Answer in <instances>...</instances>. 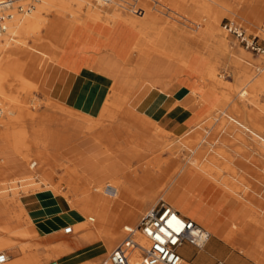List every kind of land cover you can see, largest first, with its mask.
I'll use <instances>...</instances> for the list:
<instances>
[{"label": "rangeland", "instance_id": "374dc122", "mask_svg": "<svg viewBox=\"0 0 264 264\" xmlns=\"http://www.w3.org/2000/svg\"><path fill=\"white\" fill-rule=\"evenodd\" d=\"M4 1L5 0H3V2ZM119 1L129 8H137V13L140 12V7H145L146 5L145 1L143 0ZM172 1L177 3L178 1L181 2L180 8L174 7L172 5ZM218 1L219 2L217 3L213 2L212 0H147L149 4L154 5L159 9V11L157 10L156 12L162 18L161 23L173 24L176 26V28H178V30L184 31L186 33H196L193 27H195L197 30H201L203 28V25H200V27L195 25L194 22L198 23V20H195L193 15L200 17L201 19L204 17L206 21H208V26H210L211 23L216 24L218 22L217 24L219 25L220 31L219 37L225 38L228 43L227 49H220L217 60L218 78L223 82L224 85H219L218 87L213 86V83L208 80L202 81L200 79L201 77L199 76L193 77V82L196 93L199 94L202 91L213 89L214 93L216 94V99L213 103L218 101L223 103L227 98H229L227 99L228 103L226 104L230 105L237 95V91L234 88L237 83L235 74L239 70H243L245 73H261V68L264 66V56L260 53L250 51L239 44V42L233 36L229 35L223 30L222 24L229 20L241 23L246 28H248L249 31L258 32L261 37L259 42L264 44V0H239L236 1L233 6L231 4L225 6L221 0ZM245 1H253L258 3V11L248 8ZM83 2L86 4H83L82 10H80L78 0H18L17 5H26V9L29 5H31L32 7H30L31 9L29 11L32 13L35 11L38 12L39 10L42 11L41 18L37 21L36 26L33 29H29L27 25H24L22 29L15 25L13 31H11V28H9V30L0 35V44L6 46L4 50H0V62H3V59H5L7 55H11V57H13L12 64L10 63L6 65L7 74H11V76L4 87V93H0V101L1 104L6 105L7 108L14 109L16 112L15 115L18 116L10 125L8 139V144H10V147L1 152L5 159L4 162L1 163H3L5 166H9L11 163L16 161V158L19 159L21 157L23 160H25V165L27 167L25 176L28 175L19 179L14 178L21 177L23 175L20 174L15 177L12 175H6L2 177V181H0V200L14 197V191H18L17 199L19 204L22 203L24 198H30L40 194H47L49 193V190L45 181L56 185L55 188L58 190L56 192L57 196L66 199V194L70 193L73 195V183H70V181L73 179L77 180L82 178V182L79 185L80 189L86 186L88 181L85 180L81 174H79L78 170L74 166L70 165L73 163V161L70 160L72 159V152L68 149V146L71 144H84L86 146H90L96 143L101 147L107 146L113 150L125 161L130 170L136 169L142 163H147L150 161L154 163V168L157 170L156 174H153L151 178L143 181L144 183H136L137 188L134 191V195L139 197L143 193H147L150 198L147 199L142 211L139 212L138 216H132L130 221L126 222L127 225H136L144 213L149 208L155 206L161 199L165 200L171 205V203L164 197L163 192H158V190L161 184L166 186L172 180L177 165H181L176 170L177 174L180 172L182 167L188 166L195 168L197 171L203 173L212 180H214L212 176H210L208 172L205 173V170H202L199 166H203L202 168L205 169H207L206 167L209 165H211L212 168L215 166L213 169H216L215 171L218 172L216 176L220 181L226 180L231 184L239 183L241 186L239 193H243L244 195L250 193L251 198H249V200L255 206L254 210H256L253 212L254 215H258L257 217L260 219L262 217L264 218V152L259 147V145L253 141L254 136H250L249 134L244 135L248 142L250 141L252 143V146L254 144L253 142H255V147H246V145L244 146L243 142L238 139L239 136L237 135H239L238 133H240V131L235 129L230 123L219 124V121H217L214 123L211 129H209L207 126L199 127L200 124L204 125L203 122L207 121L213 116L220 118V120L223 117L226 118L227 115L223 113L224 111L238 119H241V117H239L237 114L232 113L228 108L220 106L219 104H216L208 114L206 110L199 111L201 112L199 117L201 120L191 127V129L187 131L188 133L186 132L182 135H174L173 133L165 130L167 132L166 134H159L156 138L157 142L152 143L153 145L156 144L153 149L149 147V142L145 140V138H149L148 135H151V132L142 130L145 127L141 125L140 120L132 119L130 122L123 120L121 113L118 114V118L114 121L103 120L100 118L102 109L99 115L95 117L85 113L83 115L78 113L76 116L77 131H82L83 136L77 138L75 136L71 137L69 135L68 129H70L71 124L74 123V119L72 117H68L66 110L57 106L56 103L62 105L64 104L53 98V95H51V92L49 91L50 89L45 87V80L50 73L48 72L50 64H52L54 61L57 62L59 50L63 48V46L60 44V41L56 40V38H60L64 34L65 26L63 24V20H66L67 22L75 21V24L77 23L76 25H82L86 21L88 22V20H86L87 12H85L89 6L88 2L103 6L102 0H86ZM137 2L139 4H137ZM65 3L69 4L66 6ZM205 3H209V6L207 11L204 13L200 10V8L201 5H206ZM64 7L66 11H64ZM184 8L185 10H183ZM120 9V12L123 16H127V13H129L130 16H135V14L137 15V13H133L124 7H120ZM15 10H17V7ZM76 10L80 11H78L77 15L75 14L74 17H71L72 11L74 12ZM29 11L27 10L18 14L21 20L25 18L24 16H28ZM101 11L102 19L98 21V23L100 25L110 27L111 25L106 21L104 15L110 16L111 12L115 11L114 8H111L110 6H103ZM168 14L169 16H167ZM45 21H50L55 24L49 35H47V30L44 27ZM115 25H117V27L110 41V47L117 56V59H124L126 54H129L127 60L129 73L127 77L112 78L108 73L97 69L98 73L102 75L105 80H107V96H110L113 93L111 89L115 79L117 81L123 82L124 84L132 74V79H134L137 74L142 75L146 66L158 59V55L147 58L144 61V65L140 67V69L137 68L138 51L136 46L142 38L141 33L134 27L121 21ZM203 40L205 42V52L208 50V48H214L216 46V41L214 40ZM159 58L169 62L164 57ZM34 62L37 69L39 66V73H31L27 70L28 66ZM205 70L206 66L204 65V67L198 72L200 76L203 75ZM180 72L181 68H177V70H175V72L171 75L172 80L168 79L167 83H171L170 85L176 83ZM184 77L185 75L182 76V78ZM24 80L26 88L27 85L29 86V84L30 87H28V89H18V84ZM228 80H231V82H228ZM128 85H130V83L126 85L123 91L117 94H124L125 91H127V87H129ZM230 85L231 87L229 88ZM194 88L191 87V92L195 99L192 109L196 114L199 109L200 98L193 92ZM134 92L135 91L132 93ZM117 94H115V96ZM111 98L115 99L114 96H111ZM131 99L128 98V101L126 102L127 107L128 104L131 106ZM240 103L242 105L247 104L248 109L263 110L264 88L261 94L256 91L248 92L246 97H244ZM69 108L70 110H76L71 107ZM33 113L37 114L39 117L43 116L54 119V121L47 124H36L33 127L30 120H26L24 118L26 114ZM98 122L102 123L99 125ZM122 123H124L125 127H131L130 129L132 133L139 132L138 136L136 137H138L140 141L143 139V145L137 146V148L144 153V155L136 156L140 158V161L132 157V149H123L124 147L118 148L116 144L108 143L107 140L102 143L98 140L100 137L107 139L108 135L106 136L105 133L108 130H112L114 125H120ZM90 126L92 127L90 130L92 131L89 130L90 132L86 133L85 130L87 131ZM135 127L139 128L140 131H136ZM0 128L2 129L3 126H0ZM36 129L40 131V134L38 135L39 137L37 136V139L34 140L31 138V136L27 138L30 144L35 143L34 151L31 152V157L29 159H25L22 157V155L26 151L22 148L15 147V145L19 144L21 139L24 137L22 134L23 130L34 131ZM207 130H210V132ZM94 137L96 139H94ZM199 137L201 139L203 138V140L200 142L198 139ZM125 140L126 139H124V141ZM195 141L199 142V145L196 147H194L192 144ZM0 142L3 141L0 140ZM123 143L127 148L132 146V144H128L127 142ZM216 149L217 151H215ZM218 149H225V153L231 154L232 161L229 164L234 168V170L224 167L226 164L225 162L228 164V160L222 156L224 153L223 150L221 152ZM218 152H221L222 155ZM214 154H216V156ZM212 155L217 158L213 160V162L216 160L218 161H216L215 164L212 162V160H208V158L211 159L213 157ZM37 156L40 157V161L36 167L30 170L29 165H31L34 161H37ZM238 163L240 164L239 166ZM243 165H245L244 168L242 167ZM141 173L142 172L139 171L140 175ZM31 176L35 178L34 180L37 183H40L39 186L32 188H25L22 186L21 180ZM242 177H244L245 181L240 182L239 180ZM157 179L160 181L156 182ZM111 184L114 186L116 185L114 182H111ZM245 184H248L249 188L245 187ZM104 187L105 185L101 187V191L92 192L101 193L105 196L106 194L104 193ZM153 190L155 192H153ZM80 193L81 191L76 193L73 198L78 196ZM239 193L237 195H239ZM107 196L112 197L110 195ZM114 197L115 196H113V198ZM73 198H71V200ZM128 199L129 198L126 196L116 199L118 202L117 205H120L121 207L123 205V209L130 208L132 203ZM71 200H67L70 206ZM130 209H134V207H131ZM14 212L20 213L23 216V219H26L25 214L28 215L25 207L20 205L14 206ZM82 219H85V217H82ZM85 221L89 220L85 219ZM10 223H12L10 222V218L7 217L4 219L0 217V237L4 238L10 243L13 242L16 245L14 247H7V249H1L0 251H6L12 260H22L26 255L39 252L38 254L41 257V260L38 264H105L106 261H108V256L112 249L124 238V227L126 226H124L125 223H121V235L117 240L113 241L111 244H108L107 242L103 241V239L99 240L98 238H96V241L93 242L82 241V232L76 230H74V233L72 234H66L63 230V227L74 224L71 222L64 223L62 225L63 227L59 228L58 230L51 231V233L48 234H41L37 230L35 232H30L25 236H22L19 233H21V231L24 229L31 228L29 220H25L19 225H16L12 231L5 230V228H7ZM243 237L246 238V240H243L242 246L245 251L240 250L239 248V243L242 242ZM65 241H69L72 247L60 257H55L52 259L53 256H51L48 251H44L46 246H57L59 243ZM236 242V246H233L232 244H228V246L243 253L244 255L252 256L255 260H258V257L264 256V226L258 223H252L251 226H249L245 236L237 234ZM22 245L27 246L28 249L20 251L18 247ZM248 248L252 249V252L249 253V251H246Z\"/></svg>", "mask_w": 264, "mask_h": 264}, {"label": "crops", "instance_id": "0c3cea01", "mask_svg": "<svg viewBox=\"0 0 264 264\" xmlns=\"http://www.w3.org/2000/svg\"><path fill=\"white\" fill-rule=\"evenodd\" d=\"M116 27L117 25H114L106 29L99 23L77 26L65 46L59 50L57 62L50 64L48 71L50 73L46 78L47 81L45 80V87L50 89L55 100L87 115L93 117L99 115L108 94V85L107 80L98 73V70L108 73L112 78L127 77L129 73L127 63L129 54H126L124 59H117L110 47ZM177 68H181L177 82L170 85L171 83H167L168 79L172 80L171 75ZM183 75H185L184 78H182ZM139 76L147 84L132 97L130 103L139 113L153 119L161 126L156 123L154 130L142 129L151 132L152 136L148 135L149 138L145 140L149 142V147L152 149L156 146L152 143L157 142L156 138L159 134H166V131L174 135L186 133L201 120L199 111L206 110L208 114L219 102L213 103L216 99L213 89L202 91L198 94L199 109L195 114L192 109L195 99L191 87L195 86L193 77H200V74L176 62H166L158 57L148 64L143 74ZM114 83L123 84L116 79ZM130 128L122 123L114 125L113 131L119 142L132 144L123 149H132V157L140 161V158L136 156L144 155V153L137 146L143 145V139L140 141L136 137L139 132L132 133ZM136 131L140 129L136 128ZM68 132L71 137L83 136L82 131L68 129ZM123 138L126 140L124 141ZM9 147L0 142V181L6 175L14 177L23 175L14 179L28 176H25L27 167L25 160L21 157L16 158V161L9 166L1 163L5 160L1 152ZM68 149L72 152L70 160L73 163L70 165L74 166L85 180L94 185L111 184L113 180L122 177L124 185L122 197L129 198L131 207H138L142 211L150 196L143 193L136 197L134 191L137 188V182L144 183L143 181L156 174L157 170L153 162L142 163L138 168L130 170L125 161L107 146L101 147L96 143L90 146L71 144ZM180 166L177 165L172 180L166 186L160 185L158 192H163L164 197L176 210L202 224L212 235L202 249L184 244L180 248L183 261L188 264H264V256L255 260L252 256L244 255L228 246V244L236 246L237 234L245 236L252 223L264 226V218L260 219L253 213L256 210L249 200L250 193L247 195L231 193L219 182L210 179L193 167H182L177 174L176 170ZM242 167L244 168L245 165ZM29 168L33 169L31 165ZM139 171L142 172L141 175ZM159 181L157 179L156 182ZM81 182L82 178L70 181L73 183L74 194L83 189V187L79 188ZM22 203L41 234L58 230L64 223H76L81 221L82 217L94 216L91 222L93 238L86 240L93 242L96 238L100 240L101 234L114 233L119 220L117 209L120 205L116 204V197L111 198L96 192L73 198L71 206L66 199L59 196L51 197L48 193L24 198ZM229 235H231V241H228ZM243 240L246 238L243 237L239 248L245 251L242 248ZM71 247V243L65 241L57 246H46L44 250L58 251L52 258L54 259L64 255ZM246 251L250 253L252 249L248 248ZM105 264L111 263L106 261Z\"/></svg>", "mask_w": 264, "mask_h": 264}, {"label": "bare ground", "instance_id": "6f19581e", "mask_svg": "<svg viewBox=\"0 0 264 264\" xmlns=\"http://www.w3.org/2000/svg\"><path fill=\"white\" fill-rule=\"evenodd\" d=\"M83 1H86V0H78V5H79L80 10H82L83 4H86ZM138 1H141V0H138ZM143 1H145L146 5H145V7H140L141 9H140L139 13H137V11H136L137 8H135V7L129 8V7L125 6L124 4L120 3L119 0H108L107 2L102 1L103 6H110L111 8H114V10H115L114 12H111L110 16L104 15L106 18V21L111 25L110 27L114 26L119 21H121V22L126 23L127 25L134 27L135 29H137L141 33L142 38L139 42L137 41L138 44L136 46L137 51H138L137 68L140 69V67H142L144 65L145 59L158 55V57H164L168 61L176 62V63H179L183 66L190 67L197 72H199L205 65L206 70L203 73V75L200 76L201 77L200 79L202 81H206V80L210 81L211 83L214 84L213 86L218 87L219 85H224L223 82L218 78L217 60H218V54H219L220 49H224V50L227 49L228 43H227L225 38L219 37L220 31H219V25L217 24L218 22L216 24L213 23L214 25L211 23V25L208 26L207 25L208 21H206V19L204 17H203V19H201L200 17H196L195 15H193V17H195V20H198L197 21L198 23L194 22L195 25H197V27H200V25L201 26L203 25V28L201 30H197L195 27H193L194 30L196 31V33H186L184 31L178 30V28H176V26L173 24L161 23L162 18L156 12L157 10L159 11V9L156 6L149 4L147 2V0H143ZM166 1H168V0H166ZM212 1L217 2V3L219 2L218 0H212ZM221 1L225 6L230 5V4L233 6V4L239 0H231V1L221 0ZM245 2L247 3L246 6L248 8L253 9L255 11H258L257 10L258 9V7H257L258 3L253 2V1H245ZM5 3H7L6 0L4 2H3V0H0V6L4 5ZM88 3H89L88 9H87V11H85V12H87L86 20H88V22L86 21L85 23L82 24V26L86 23L97 24L98 21H100L102 19L101 18V15H102L101 9L103 8V6L92 4L90 2H88ZM127 3H129V2H127ZM68 4L65 3L66 6ZM137 4H139V3L137 2ZM137 4H136V6H137ZM205 4L206 5H201V8H200V10L204 13L207 11L208 6H209L208 5L209 3H205ZM172 5L176 8H180L181 2L178 1V3H177V2L172 1ZM210 5L213 6L212 4H210ZM120 7H124L133 13H137V15L135 14V16H130L129 13H127L126 14L127 16H123L120 12V10H121ZM185 8L183 10H185ZM63 9H65V7ZM80 10H78V11H80ZM19 11L20 10H15V8L11 11L10 14L12 15V17L7 22V30H9V28H11V31H13L15 25L21 29L24 27V25H27L29 27V29H33L36 26L37 21L41 18V14H42V11H40V10L38 12L35 11L34 13L29 11L28 16H24L25 18L23 20H21V18L18 15V14H20ZM64 11H66V9ZM78 11L77 10L74 12L72 11L71 17H74L75 14L77 15ZM171 11H173V10H171ZM167 16H169V14ZM192 19H194V18H192ZM63 24L65 26L64 34L62 37L56 38V40L60 41V44L64 47L65 44L67 43L68 39L73 35L75 30L77 29L78 25H76L77 23L75 24V21H68L67 22L66 20H63ZM54 26H55L54 23H52L50 21H48V22L45 21L44 27L47 30V35H49L51 33V29ZM110 27L105 26L106 29H109ZM203 39H210V40L216 41V44H215L216 46L214 48H208V50L205 52L204 51L205 42ZM5 48H6V46H3L2 44H0V50H4ZM12 60H13V57H11V55H7L5 57V59H3V62H0V93H4V87L7 84L9 77L11 76V74H7L6 65H8L10 63L12 64ZM135 62H136V60H135ZM27 70L31 73H39V66L37 69L35 66V62H34L28 66ZM261 71H262L261 73H245L243 70H239L235 74V79H236L237 83H236V86H234V88L237 91V95L234 98L233 102H231L230 105H227L226 104V103H228L227 99H229V98L226 99V97H227L226 96L225 97L226 100L223 103L222 102L217 103L220 106L228 108L232 113H235L239 117H241V119H238L235 116H232V115H230L224 111L223 113H225L227 115L226 118L223 117L220 120V118L213 116V117L209 118L207 121L203 122L204 125L200 124L199 127L200 126H203V127L207 126L209 129H211L212 126L214 125V123H216L217 121H219V124L230 123L235 129H238L240 131V133H238L239 135H237V136H239L238 139L243 142L244 146L246 145V147L247 146L248 147H253V146L255 147V142H256L257 145H259V147L264 152V114H263L264 108H262L263 110L248 109L247 104L242 105L240 103L243 100V98L246 97V94L248 92H255L256 91L259 94L262 93L263 88H264V66L261 68ZM132 75H131V77L128 78V80L124 84L113 83L112 89H111L113 93H112V95L107 96L105 104H104L102 111L100 113V118L103 120L114 121L115 119L118 118V116H119L118 114L121 113L123 120H127L129 122L132 121V119L133 120L134 119L140 120L141 125L143 127L147 128V129L154 130V128L156 127V122L153 121V119L139 113L134 106H132V105L130 106L128 104L129 102L127 103L128 107L126 105L128 98L131 99L133 96H135V94H137V92L144 85L147 84L140 78V76L138 74H137V76H135L134 79H132L133 78ZM24 82H25V80L23 82L21 81V83L18 84V86H17L18 89L19 88L28 89V87H30V84H29V86L27 85V88H26V86H25L26 84ZM228 82H231V80H228ZM128 83H130V85H128L129 87H127V91H125V93L122 95L117 94V93L123 91ZM230 87H231V85L229 86V88ZM133 91H135V92L132 93ZM194 93L198 95V93H196V91H194ZM115 94H117V95L115 96ZM111 96H114L115 99H112ZM0 104H1V101H0ZM56 104L61 109L66 110L68 117H72L74 119V123L71 124L70 129L73 131H77V125H76L77 124L76 123L77 117L76 116L78 115V113H80L81 115H83L84 113L79 112L78 110H70L69 107L62 105V104H58V103H56ZM15 113L16 112L14 109L7 108L6 105L1 104V107H0V126H3V128L2 129L0 128V140L9 146H10V144H8L9 128H10L11 123L14 121V119H16L18 117L15 115ZM24 118L26 120H30L33 127L36 124L41 125V124L51 123L54 121V119H51V118H46L43 116L39 117L35 113L26 114L24 116ZM100 123H102V122H100ZM100 123H99V125H100ZM90 129H92L91 126L88 128L87 131L85 130V132L89 133L90 131H92ZM94 129H95V127H94ZM207 131L210 132V130H207ZM22 134L24 137L21 139L19 144L15 145V147L22 148L23 150H25L26 152L22 155V157L25 159H29L31 157V152L34 151L35 143L30 144L28 142L27 138L31 136V138L33 140L37 139V136L40 134V131L37 129L34 131L23 130ZM105 134H106V136L108 135L107 139H103V137L98 138V140L101 143L104 142L105 140H107L108 143L116 144V146L118 148L125 147V145L122 142H119L117 140L115 133L113 131V128H112V130H108ZM246 134H249L250 136H254L253 141H255V142H253L254 143L253 146H252V143L250 141L248 142V140L245 138L244 135H246ZM198 139H199V142L201 140H203V138L201 139L200 137ZM187 142H188V140H187ZM187 142H185V143H187ZM199 142L195 141L192 144L194 145V147H196L199 145ZM240 148H241V146H240ZM218 150H220L221 152L223 150V152H224L225 149H222V150L218 149ZM246 150H248V149H246ZM215 151H217V149ZM221 152H218V153L221 154ZM39 153H41V152H39ZM258 153H260V152H258ZM214 155L216 156V154H214ZM222 156H224L226 158V160H228V164H227V162H225L226 164L224 163L225 164L224 167L231 169V170H234V168L229 164L232 161L231 154H227L224 152ZM36 159H37L36 165H38V162L40 161V157L37 156ZM214 159H217V158H215L214 156L211 159L208 158V160H210V161L212 160V162ZM216 161H214L213 163L215 164ZM244 162H245V160H244ZM36 165L33 166V163H32L31 168L36 167ZM239 165L240 164L238 163V166ZM205 166H206V164H205ZM199 167H201L202 170L204 169L205 173L208 172L209 175L212 176V178L214 180H216L217 182L222 184L231 193H234V194L239 193V191L241 189V186L239 185V183L231 184L230 182H228L226 180L220 181L218 179V177L216 176L218 174V172L215 171L216 169L215 170L213 169L215 166H213V168H212V166L209 165L208 166L209 168L206 167L207 169L202 168L203 166H199ZM217 167H218V165H217ZM34 179L35 178L31 176V177H28L24 180H21L22 186H24L25 188H29V187L32 188V187L39 186L40 183H37ZM239 181L240 182L245 181L244 177H242ZM45 182L47 183V188L49 190L48 195L51 197L57 196L56 192L58 190L55 188V186L50 182H47V181H45ZM112 182H114L116 185L114 186L112 184H105L104 193L106 195H109V194H107L106 186L112 185L116 189V194L113 196H115L116 199H118V198L122 197V193L124 192L123 179H122V177H119V178L113 180ZM102 186L103 185H94L93 183L88 181V184L83 187V189L81 190V193L78 196L88 194L92 191H101ZM245 187L249 188L248 184L247 185L245 184ZM17 194H18V191H14V197L7 198L4 200H0V217L4 218V219L7 217L10 218V222H12V223H10V225H8L7 228H5V230H8V231L14 230V227L16 225H19L20 223H22L25 220H29L30 224H31V228L24 229L21 231V233H19L20 235L25 236V235L29 234L30 232L37 231V228L35 227V223L30 218L29 214L28 215L25 214L26 219H23V216L20 213L14 212V206L15 205L24 206L23 203H21V204L18 203ZM74 195H75L74 193H73V195L68 193L65 195V198H66V200L70 201L71 198L74 197ZM78 196H76V197H78ZM113 196L111 198H113ZM19 201H20V199H19ZM117 203L118 202L116 200V204ZM117 212L119 214V220H118L117 227H116L114 233H112L110 235L101 234V236H100V239H103V241L107 242L108 244H111L113 241L117 240L119 238V236L121 235V230H120L121 223H123V224L125 223L124 226L127 225L126 222H129L132 216H138V214H139V212H141V210L138 207H134V209H130V208L123 209V205H122V207L120 206L117 209ZM85 219H88L89 221H85ZM85 219H82L81 221L73 224V230L82 232V236H81L82 241H86V240L93 238V233L91 232V222L94 219V216L85 217ZM231 240H232L231 235H229L228 241H231ZM138 241L143 246H147V244H148V241L146 240V238H144L141 235L138 236ZM15 245H16L15 243H13V242L10 243L7 240H5L4 238L0 237V250L5 249V248L7 249V247H14ZM18 249L20 251H23V250L28 249V248H27V246L22 245V246H19ZM44 251H48L50 253V255L53 257L58 252V251L57 252L53 251L52 249H47ZM38 253L26 255L25 258L22 260L21 259L20 260H12L9 257V260L4 264H38L41 260L40 259L41 257L39 256ZM141 259H142L141 251L135 250V252L132 255V260H131L132 263L137 264L138 262L141 261ZM182 264H188V263L186 261H182Z\"/></svg>", "mask_w": 264, "mask_h": 264}, {"label": "built area", "instance_id": "2783aa9c", "mask_svg": "<svg viewBox=\"0 0 264 264\" xmlns=\"http://www.w3.org/2000/svg\"><path fill=\"white\" fill-rule=\"evenodd\" d=\"M6 1L7 3L0 6V35L6 32L7 22L12 17L10 13L14 8L17 7V10H20L19 13H22L29 11L32 7L29 5L26 9V5H17L18 0ZM222 28L243 47L264 56V44L259 42L261 37L258 32H251L243 24L231 20L224 22ZM36 164L37 162L34 161L33 166ZM106 190L110 196L116 194V189L112 185H107ZM64 232L74 233L73 225L65 227ZM124 233V238L108 256L111 264H133L131 260L135 250H140L142 253V259L137 264H182L183 256L180 248L184 244L202 249L212 237L202 224L182 215L163 199L149 208L136 225H126ZM139 235L146 238L147 246L139 243ZM8 260V253L0 251V264Z\"/></svg>", "mask_w": 264, "mask_h": 264}, {"label": "clouds", "instance_id": "9594fccd", "mask_svg": "<svg viewBox=\"0 0 264 264\" xmlns=\"http://www.w3.org/2000/svg\"><path fill=\"white\" fill-rule=\"evenodd\" d=\"M198 234V233H197ZM206 238V237H205Z\"/></svg>", "mask_w": 264, "mask_h": 264}]
</instances>
